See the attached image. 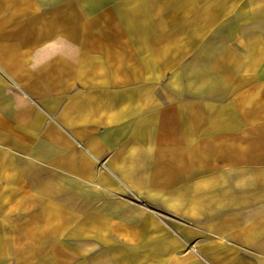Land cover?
I'll return each mask as SVG.
<instances>
[{
	"label": "crops",
	"instance_id": "obj_1",
	"mask_svg": "<svg viewBox=\"0 0 264 264\" xmlns=\"http://www.w3.org/2000/svg\"><path fill=\"white\" fill-rule=\"evenodd\" d=\"M0 264H264V0H0Z\"/></svg>",
	"mask_w": 264,
	"mask_h": 264
},
{
	"label": "rangeland",
	"instance_id": "obj_2",
	"mask_svg": "<svg viewBox=\"0 0 264 264\" xmlns=\"http://www.w3.org/2000/svg\"><path fill=\"white\" fill-rule=\"evenodd\" d=\"M145 205H146V204H145ZM150 209H151V208H150ZM152 211H155V210L152 209Z\"/></svg>",
	"mask_w": 264,
	"mask_h": 264
}]
</instances>
